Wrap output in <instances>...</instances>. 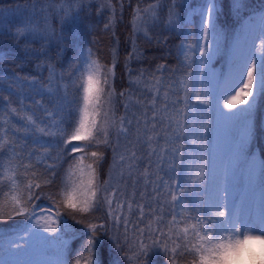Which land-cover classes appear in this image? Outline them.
<instances>
[{
    "label": "trees",
    "instance_id": "16d2710c",
    "mask_svg": "<svg viewBox=\"0 0 264 264\" xmlns=\"http://www.w3.org/2000/svg\"><path fill=\"white\" fill-rule=\"evenodd\" d=\"M59 1L61 0H0V166L11 160V172L20 184H27L29 178L37 180V177L51 175L46 166L55 164L51 170L55 173L53 182L45 184L37 180L41 182V187L33 189L34 195L28 207L30 212L48 208L55 217L59 213L60 230L67 233L66 236H73L64 250L65 259H80L81 264H84L88 252L83 249L92 233L87 225L97 223L104 224L105 228L95 232L96 264H192L195 256L190 250H185L187 244H180V247H176V252H173V243L167 246V235H164L162 227L165 217L161 223H156V216L140 214L141 207L144 212H151L149 207L152 205L144 206V196L139 189L138 199L124 208L126 220L119 224L112 222L103 203L94 212L84 215L70 214L66 208L58 206L64 196L65 168L71 163L73 154H70L69 148L64 147L62 139L55 137L51 140L50 136L39 133L36 128L40 125L46 131L49 127L56 131L61 128L68 132L72 130L70 121L77 115V100L82 95L79 82L83 69L77 45L87 48L89 58L101 65L102 74L109 68L112 69L108 80H111V86L115 89L114 98L118 100L119 106V100L123 103V97L129 90H133L141 94L138 98L142 108L146 101L145 95L147 96L146 87H135L134 84L148 83L155 85L150 90L156 95L157 104L151 110L146 108V115L151 112L153 114L155 110L157 115L163 116L162 109L167 106L161 100L162 97L169 91L174 93L173 87L177 79L188 71L179 51L183 37L181 20L189 6L199 0H174V5L173 0H77V6L74 7L73 4L70 9L69 16L72 17L73 13L75 15L72 18L57 13L53 15L49 38L40 34L32 37L18 34L17 26L21 23L19 20L7 18L5 14L18 3H34L37 6L33 8H40ZM237 2L245 5L239 14L235 8ZM215 4V23L222 33V50L223 45H227V41L234 36L242 19L264 6V0H215ZM2 12H5L3 14L6 17ZM36 19L37 25L42 27L41 12H37ZM49 73L53 76L50 77ZM62 85H66L64 91L59 90ZM50 87L55 90L48 89ZM159 91L165 93L159 96ZM121 92L124 93L123 96L120 95ZM56 104L62 108L60 112L54 110ZM120 108H115V113ZM167 109L172 111L171 107ZM263 112L264 93L259 92L252 115L249 150L256 149L262 162ZM29 116L35 124L29 122ZM16 121H19L20 128L12 133L11 129ZM153 124L158 128L161 122L157 120ZM167 126L169 128L168 124ZM2 136L4 139H1ZM45 136L46 142L54 143L40 144V138ZM151 137L154 139L152 138L144 155L149 152L150 147L151 152L154 149L157 152L160 147L169 148L171 145L166 146L165 140L162 142L164 136L159 130ZM111 144L114 147L112 140ZM41 145L51 150V158L42 153ZM171 146H176V143ZM113 147L86 149L88 152H104L99 165L101 182L108 177L113 160ZM127 152L128 150L125 155ZM151 152L146 161L141 157L137 159L138 162H129L135 164L138 172L146 169L151 175L158 176L165 172L167 159H162V169L153 173L156 165H152L150 160L153 155ZM137 155L143 156V153L137 151ZM86 161L91 163L90 159ZM4 171L0 167V175ZM173 176L167 178L172 179ZM9 189L7 181L0 178V206L9 217L0 220V236L4 238L22 231L30 220L27 215L11 216L9 208L11 197L15 194L10 196L12 193ZM155 208L156 206L153 211L156 213ZM150 229L159 231L150 236ZM141 244L146 246V251L140 249ZM141 251H144L143 255H140Z\"/></svg>",
    "mask_w": 264,
    "mask_h": 264
},
{
    "label": "snow or ice",
    "instance_id": "6c2138e0",
    "mask_svg": "<svg viewBox=\"0 0 264 264\" xmlns=\"http://www.w3.org/2000/svg\"><path fill=\"white\" fill-rule=\"evenodd\" d=\"M244 6L241 2L236 3L235 8L238 14ZM193 11L202 18L201 39L203 42L197 40L194 44H188L186 46L187 50L184 52V59L190 63H194L193 57L198 52L199 55L195 58L202 65L207 66L215 52L219 51V40L222 36L220 29L215 23V0H207L206 7L201 5ZM154 15L155 12H153ZM212 39L217 40V44L215 48L210 49L209 43ZM257 41L259 42L258 44ZM230 51L231 61L227 74L216 73L211 67H206L200 73L202 78L199 81L185 79L182 81L185 93L183 101L180 98L172 101V111L169 112L167 107H165L162 109L163 116L157 115L154 110L152 120H159L163 123L164 119L167 118L170 128L169 139L173 143L188 136L202 137L204 131L208 128L205 116L206 109H199L201 113L199 124L196 125L194 123L189 126L187 124L188 119L192 118L194 120L195 117L188 111V101L192 95H195L199 104L207 106L210 104L208 99L210 92L215 94L218 107L223 109V111H217L218 122L237 120L242 122V131L234 138L229 160L232 162L233 168L239 167L245 170L248 183L251 185L255 169L254 154L249 156L247 150L251 135L255 97L258 91L264 93V55H261L259 60L256 58L257 53H264V11L251 15L244 21L239 33L232 41ZM87 69V75L82 74L79 82V89L82 90V95L77 100V115L70 121L72 130L68 132L66 129H58L56 132H52L50 130L46 131L44 127H37L36 131L46 136L59 137L62 139L65 148L70 147V154H80L75 157L74 163L70 165L69 173V178L71 179L73 176L78 177L79 183L75 180L72 181L71 187L66 189L63 199L58 202V206L66 208L70 214L79 213L84 215L94 212L103 203L108 208V214L113 216L114 220H120L123 218L117 216L115 210L112 208L113 198L118 192V188L112 185L111 177L103 182L99 178V165L103 160L104 152L99 150L88 152L86 149L92 147L99 148L101 146L113 147L110 140L111 130H115L118 138L120 136H127L129 130L132 128V121L128 119L127 115L117 118L115 110L112 107V101L116 95L114 87L109 84L108 80V75L112 72V69L109 68L107 72L102 74L101 65L96 60H92L87 65ZM205 80L207 84H205ZM197 84H199V90L193 92V89L197 88ZM120 95L123 96L124 93L121 92ZM225 95H229V99L221 106L219 100ZM181 102L184 103L185 107L177 108L176 105ZM105 104L109 105L107 110H105ZM127 111L128 106L125 105V112L127 113ZM28 120L30 123L35 124L31 116L28 117ZM136 123L139 125L141 122L137 121ZM144 123L147 124V121ZM155 130L156 124L152 125V129L144 128L145 133ZM143 139L145 143L152 142L151 136H146ZM191 144L194 146V152L191 155L194 157L195 152L200 153L199 162L195 165L194 169L189 168L185 173H181V179L170 186L168 181L162 180V183L168 188V194L171 197L169 204L175 205L187 197V190L181 187L186 182L183 177L187 175L191 181L192 192L195 197L194 200H189L188 203L193 210L202 212L204 216L197 215L191 217V220H194V222H190L188 215L182 216L180 221H177L176 216L173 215L172 220L169 221V232L177 237L182 235L183 239L187 241L185 250H190L192 253L191 241L187 240L185 234L181 231L179 226L181 223L184 225H194L196 229L205 232L215 233L219 230L235 229L240 226L249 228L250 230L258 228L260 233H264V203H262L258 222L251 211L250 201L246 192L241 193L239 203L237 204L234 201L232 207L229 209L226 205L227 197L223 195V193L228 192L229 187L228 165L225 164L222 168L214 167L212 169L209 186V158L205 159L207 147L202 138L198 140L193 139ZM118 147L117 141V145L113 147V151L116 152ZM41 148L43 154L47 158H51V150L45 148L43 145H41ZM169 151L175 156L177 149L173 147ZM152 154L157 155L158 153L153 150ZM89 159L91 163H85ZM113 160L114 166L116 164H127L129 176L132 175L131 170L135 167V164L128 162H138L135 151L129 152L127 155L118 154V158L114 156ZM46 167L51 172V175L37 177V180L45 184H51L55 175L51 170L54 169L55 164L47 165ZM260 168L262 178H264V162L261 163ZM169 171L175 172V165ZM33 176H36V174L33 173ZM121 179H123V169L121 170ZM37 180L29 178L27 184L23 186L20 195H13L11 197L9 208L11 216L27 215L30 219L34 217L36 225L44 228L46 232L51 234L52 238L56 239L61 252V259L58 264H81L80 259H65L64 257L67 240L61 235L59 213H56V219H53L52 216L45 218L43 215L50 210L42 209L40 214L30 212L28 205L31 203L34 195L33 189L41 187V182H37ZM205 185L208 188L207 191H205ZM109 188H111V192H109ZM197 189H200L205 194L201 196L200 191H197ZM226 206L227 212L225 211ZM118 207L120 206L118 205ZM220 210H223L222 214H215L219 213ZM4 213L5 209L0 206V220L9 218ZM140 214L144 215L143 207L140 209ZM73 218H75V215ZM161 222L162 218L156 221V223ZM249 225L252 227H248ZM87 227L92 230V233L85 242L83 249L88 252L84 264H95V232L105 228V225L89 223ZM156 231H159V229H150L149 235H154ZM139 247L146 251L145 245L141 244ZM177 247L180 246L178 245ZM19 248L20 246H17L15 249L18 250ZM173 252H176V248H173ZM143 254L144 251H141L140 255ZM192 264H195V259Z\"/></svg>",
    "mask_w": 264,
    "mask_h": 264
},
{
    "label": "rangeland",
    "instance_id": "374dc122",
    "mask_svg": "<svg viewBox=\"0 0 264 264\" xmlns=\"http://www.w3.org/2000/svg\"><path fill=\"white\" fill-rule=\"evenodd\" d=\"M74 4V7L77 6V0H61L57 3L52 4H46L41 6L40 8H33V6H37V4L30 3V4H17L15 8L10 9L8 11L2 12L1 14L5 13L7 15V18H12L19 20L18 22L21 23L20 26H17V33L23 34L26 36H34V35H42L45 38L51 37L50 34V27H51V18H53V15L57 13L58 15H64L66 18H72L74 13L69 16L70 9L72 5ZM201 5L205 6L207 5V0H199L198 3L192 5L189 7V9L186 11L184 18L181 20V26H182V40L179 45V51L181 54L182 61L187 65L188 71L186 73H183L179 76L177 79L173 90V92H157V95H163L161 100L165 103L167 107H171L172 109V101L177 100V98H180L183 101V97L185 95L183 90V83L185 79H188L189 81H199L202 77L200 73L206 68L211 67L216 73H225L228 72L229 63L231 61V51L230 46L232 44V41L237 36V34L240 31L241 25L248 19L251 15H256L262 11H264V6L257 9L256 11L252 12L248 16L244 17L240 24L238 25V28L234 34V36L227 41V45H223V48L221 50V41L219 40V51L215 52V54L212 56V59L209 63V65L205 66L200 63L198 59L195 57H198V52L195 54L193 59L195 60L194 63H190L189 61H186L184 59V52L187 50L188 44H194L197 42V40H200V42H203L201 37V23L202 18L196 15V13L193 11L194 9H198ZM37 12L42 13V27L40 25H37V19L36 15ZM4 16V14H3ZM69 16V17H68ZM75 16V15H74ZM6 17V16H4ZM259 42L257 41V44ZM217 44V40L212 39L209 43V47L215 48ZM78 47V54H80V64L83 69V74L87 75V65L92 61L89 58L88 51L86 47H82L77 45ZM261 55H264V53H257L256 58L259 60V57ZM190 63V66H189ZM49 76L52 77L53 74L49 73ZM109 84L111 85V80H109ZM205 84H207V81L205 80ZM135 87H146L145 94H147L145 104L139 106L140 99L138 98L141 96V94L136 93L133 90H129L127 92V95L123 97V103L120 101V108L119 102L116 98L112 101V107L114 108H120V111H118L116 114V117H122L127 115L128 119L132 121V128L129 130L127 136H120L117 137V134L115 130H111L110 134V140L113 141L114 146L117 145V141L119 144V147L117 148V151L114 152L113 149V158L116 156L118 158V154H126L125 151L128 150L127 153L135 151L137 159L143 157V159L146 161L148 159V154L151 152V147L149 149V152L144 155L147 152V147L150 145V143L144 142V137L146 136H152L154 132L159 130V132L164 136L162 139V142L165 140L166 146L172 145L173 142L170 141V128H168L167 124L169 125V122L167 118L161 123L158 128H156L155 131H149L148 133L144 132V128L147 127L149 129H152L153 120H152V112L149 115H146V108L152 109L153 106H155V96L154 92L150 90L151 87H154L155 85H150L148 83H140V84H134ZM66 85H62L59 90L64 91ZM55 90V88H48ZM199 90V84H197V88L193 89V92ZM173 93V94H171ZM259 91L256 94L255 97V104L256 99ZM234 94V93H231ZM107 99V97H105ZM210 104L205 106L199 104L197 101L195 95H192L188 101V111L192 113V116L195 117L193 120L192 118H189L187 121V124L189 126L193 125L194 123L196 125L199 124L201 113L199 109L204 108L206 109L205 116H206V122L208 125V128L204 131L202 137H195V136H188L181 140L175 141L176 146H173L177 149L176 155L173 156L169 149L173 148L171 145L169 148L160 147L159 151H157V155H151L150 160L152 161V165H156L153 167V173L157 172L162 169L160 167V164L162 163V159H167V165L165 167V172H161L158 176L151 175L150 172L146 169H142L140 172L137 171V168H133L132 175L129 176V169L127 167V164L125 165H119L116 164L114 166V160H111V164L108 170V177L106 180L111 177V183L113 186L118 188V192L115 194L113 198V204L112 208L115 210L116 215L119 217H122L123 219L120 220H114L113 216L108 214V208L105 204L104 207L106 209V213L111 218L115 224H119L121 221L126 220V214L124 211V208H127L130 206V204L138 199V189L142 191L144 196V206H151L149 207L151 209V212H144V215L151 216L154 215L158 219H163V225L164 233L167 234V246H170V244L173 243L174 248H176L180 244H187V241H185L182 237H177L173 233L169 232V221L172 220L173 215L176 216V220L180 221L182 219V216L188 215L190 217V222H194V220H191V217L200 215L204 216L202 212H197L192 209V207L189 205V200H194L195 197L192 192V184L191 181L188 179L187 175H184L185 183L181 185L184 189L187 190V197L186 199L179 201L175 205H170L169 201L171 199L170 194H168V188L162 183V180L168 181L169 186L172 185L174 182L181 179L180 174L185 173L187 169L195 167V165L199 162L200 153L195 152L194 157L191 155L194 152V146L191 144V141L193 139H200L202 138L206 147L207 152L205 159L207 157L209 158V186L211 183V173L212 169L214 167L216 168H222L225 164L229 167V177H228V192L223 193L227 197L226 205L229 207V209L232 207L233 202L239 203L240 201V195L241 193H247L248 198L250 201L251 211L254 214V216L257 219L261 212L262 203H264V181L261 177V160L258 156V153L256 150L250 151L247 150V154L250 156L254 154L253 161L255 165L254 174L252 176L251 185L248 183L247 174L243 168H233L232 162L229 160V156L232 153L233 149V141L234 138L240 134L242 131V122L240 120L237 121H221L218 122L217 119V111H223L222 108L218 107L215 94H212L210 92L208 97ZM229 99V95L223 96L219 103L221 106ZM157 104V103H156ZM125 105L128 106L127 113L125 112ZM160 105V102L159 104ZM105 110L109 108L108 104L104 105ZM177 108H184L185 105L183 102L176 105ZM57 109V110H56ZM62 108L61 107H54V110L57 112H60ZM59 110V111H58ZM117 111V110H115ZM157 113V112H156ZM263 123H264V112H263ZM137 121H140L141 123L137 125ZM147 121V124L144 122ZM168 122V123H167ZM52 124V123H51ZM37 127H40L37 126ZM20 128L19 121H16V125L14 128L11 129L12 133H14V130ZM45 128V127H44ZM62 129V128H61ZM52 132H56L55 129L50 128L49 129ZM38 133V132H37ZM23 135V134H21ZM51 140H53L57 136H50ZM45 138H40V144L44 143L47 144V142L51 141H45ZM138 138L139 142H138ZM154 139V137H152ZM1 139H4L3 136ZM250 140V138H249ZM37 142V141H36ZM177 142H180V144H177ZM54 143V142H51ZM79 143V142H74ZM141 146V147H140ZM249 149V148H248ZM156 150V149H154ZM137 151H141L143 153V156H138ZM70 152V147H69ZM153 152V151H152ZM151 152V154H152ZM43 153V152H42ZM80 154H73V158L71 159V163L66 166L65 172L63 175L64 178V193L67 188L71 187L72 181L75 180L77 183H79V178L73 176L71 179L69 178L70 173V165H72L75 161V157ZM89 163V162H85ZM130 163V162H128ZM13 163L11 160H7L5 162V165H1L0 167L5 171L2 175L1 173V180L7 181V185H9L10 190V196L13 194L19 196L20 192L25 185V183H19L18 179L14 176V173L11 172L13 170V167L10 169V166H12ZM175 165L176 171L170 172L169 169ZM16 169V166H15ZM123 169V179H121V170ZM152 173V174H153ZM171 175H174L172 179L167 178ZM152 176V177H151ZM86 179V177H84ZM20 184V186H19ZM205 191L208 190L207 186L205 185ZM197 191H200V189H197ZM109 192H111V188H109ZM201 196H203L205 193L203 191H200ZM142 204V203H140ZM118 205L120 207H118ZM156 206V213L153 211L154 207ZM159 206V207H158ZM227 206L225 207V211L227 212ZM49 210L48 208H42ZM42 209L35 210L33 212H36L37 214L41 213ZM169 216L167 217V215ZM44 217L47 218L48 216H52L53 219H56V217L53 215L51 211H47L44 214ZM180 228L184 226L183 223H181ZM248 227H252L249 225ZM221 230L217 231L220 232ZM254 231L260 232L258 228H255ZM31 234V235H30ZM51 234L46 232L44 228L39 227L36 225L35 218H31L29 220V223L27 227L22 232H15L13 235L9 237H3L0 236V264H58V262L61 259V252L59 245L56 241V239L52 238L50 236ZM62 237L67 240V244L71 241L72 236H66L61 231ZM17 246H20V248L17 250L15 249ZM190 247V246H189ZM96 264V263H95Z\"/></svg>",
    "mask_w": 264,
    "mask_h": 264
},
{
    "label": "clouds",
    "instance_id": "9594fccd",
    "mask_svg": "<svg viewBox=\"0 0 264 264\" xmlns=\"http://www.w3.org/2000/svg\"><path fill=\"white\" fill-rule=\"evenodd\" d=\"M181 231L191 241L195 264H264V233L240 226L214 233L184 225Z\"/></svg>",
    "mask_w": 264,
    "mask_h": 264
}]
</instances>
